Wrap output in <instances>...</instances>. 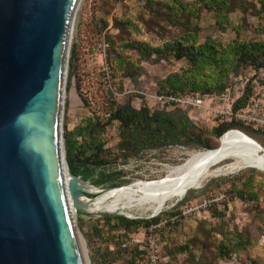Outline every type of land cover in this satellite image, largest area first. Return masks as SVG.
Returning a JSON list of instances; mask_svg holds the SVG:
<instances>
[{"label":"rangeland","instance_id":"1","mask_svg":"<svg viewBox=\"0 0 264 264\" xmlns=\"http://www.w3.org/2000/svg\"><path fill=\"white\" fill-rule=\"evenodd\" d=\"M258 7L257 0H231L229 9L219 15L205 8L201 0H81L74 19L66 78L65 154L68 135L77 143L81 159L91 156L88 143L92 136L88 128L98 119L106 120L114 104L130 101L137 109L144 104L153 111L173 109L156 99L163 89H168L167 78L192 71L191 64L186 59L176 60L169 49L162 55L152 52L143 56L134 49H125L126 44L144 43L151 48H163L185 37L191 42L197 38L199 45L210 42L223 49H229L236 41L264 43ZM73 51L76 59L72 62ZM120 59L126 62L122 69L117 66ZM107 64L113 65L112 81L117 94H113L106 78ZM193 75L200 81L211 76L218 78L214 69ZM221 78L226 84L225 91L211 93L230 90L236 102L234 113L243 112L245 116L239 122L247 125L248 131L264 145V69L238 64L218 80ZM248 94L247 104L236 108ZM185 112L199 128L209 132L221 123L238 121L236 115L221 119ZM234 130L242 131H231ZM207 138L211 146L221 145L222 138L212 135ZM101 140L105 160L112 168L126 172L125 179L131 182L126 186L161 180L192 154L206 151L169 147L160 152H145L140 159L124 166L117 161L118 124L107 128ZM83 147L89 148L85 155L80 153ZM85 182L93 185L92 181ZM188 194L182 200L170 202L159 215L129 211L124 217L133 220L165 215L159 225L153 229L140 228L133 237L119 235L115 222L106 219L119 215H91L84 208L75 211L78 235L85 242L87 264H129L133 257L131 249L137 246L146 253L138 264L145 263L151 234L158 240L162 264H264V173L247 168L220 174ZM187 197L189 201L182 205ZM177 209L182 213L176 217L168 215ZM222 244L229 246L230 254L221 249Z\"/></svg>","mask_w":264,"mask_h":264},{"label":"water","instance_id":"2","mask_svg":"<svg viewBox=\"0 0 264 264\" xmlns=\"http://www.w3.org/2000/svg\"><path fill=\"white\" fill-rule=\"evenodd\" d=\"M80 2L0 0V264H87L73 213L83 191L63 172Z\"/></svg>","mask_w":264,"mask_h":264},{"label":"trees","instance_id":"3","mask_svg":"<svg viewBox=\"0 0 264 264\" xmlns=\"http://www.w3.org/2000/svg\"><path fill=\"white\" fill-rule=\"evenodd\" d=\"M257 2L259 4L257 13L262 21L260 31L264 32V0H257ZM201 3H203L205 8L222 15L229 9L231 0H201ZM116 22L118 23V20ZM124 48L134 49L143 56L151 55L152 52L162 55L166 49H169L176 60H188L192 71H187L181 75L173 74L169 76L165 81L168 89H163V94L197 91L204 93L224 92L226 84L223 83L222 78L219 80L218 78L223 75L227 76L228 72L238 66V64L264 69V43L259 42L236 41L229 49H223L219 48L217 44L210 42L199 45L197 38L191 42L189 37H185L184 40L168 43L163 48H151L144 43H128ZM75 59L76 54L73 51L71 61L73 62ZM125 64L126 62L122 59L117 62V66L120 69ZM110 67L113 70L112 64H110ZM207 69L217 71L218 78L211 76L209 80L200 81L198 76L193 75L194 72L201 73ZM249 97L250 95L248 94L240 100L236 108L245 106ZM116 123L118 124V135L120 138V142L117 145V161H119V165L124 166L133 160L140 159L145 152H160L169 147H185L196 151L216 149L220 145L211 146L207 136L212 135L217 139H221L226 135L225 133L233 129L242 131L234 130L231 132H239L259 141L253 133L248 131L247 125L236 120L221 123L214 127L212 132H209L204 128H199L188 113L178 107L170 110L153 111L147 104H144L139 109L135 108L130 101L124 104H114L106 120L98 119L96 123L91 124L88 128V132L92 136L91 141L88 143L92 154L87 159H81L78 156L79 147L77 143L72 141L68 135L66 136V159L72 174L81 176L84 181H92V184L98 188L113 189L131 184L129 180L125 179L126 172L124 170L112 168L111 163L103 157L105 146L102 143L101 135L107 128ZM261 145L263 144L261 143ZM89 148L83 147L80 153L85 155ZM259 172L264 173L262 171ZM188 201L189 197L184 200L182 205ZM181 213L182 211L180 212L177 209L168 215L176 217ZM164 216H158L150 220H133L119 215L107 217L106 219L115 222L119 235L126 238L131 235L133 237L140 228L150 229L159 225ZM221 249L226 254H230L228 245L222 244ZM131 250L133 257L130 259L129 264H138V261L146 253L144 250L139 249L138 246Z\"/></svg>","mask_w":264,"mask_h":264},{"label":"bare ground","instance_id":"4","mask_svg":"<svg viewBox=\"0 0 264 264\" xmlns=\"http://www.w3.org/2000/svg\"><path fill=\"white\" fill-rule=\"evenodd\" d=\"M220 144L216 149L192 154L185 163L172 168L161 180L123 186L113 191H103L88 182L75 179L65 161L63 172L67 182L75 181L76 186L83 191L77 204L88 214L126 216L129 211L139 210L159 215L170 202L184 199L190 191L203 188L206 182L220 174L247 168L264 172V146L257 140L242 133L229 132ZM229 160L232 162L224 165ZM80 242L85 254V242Z\"/></svg>","mask_w":264,"mask_h":264},{"label":"built area","instance_id":"5","mask_svg":"<svg viewBox=\"0 0 264 264\" xmlns=\"http://www.w3.org/2000/svg\"><path fill=\"white\" fill-rule=\"evenodd\" d=\"M105 75L111 91L113 94H117L116 87L112 81L113 71L108 64L105 67ZM156 100L163 106L178 107L192 114L200 115L201 117L210 115L223 119L227 118V116L236 115L238 121L245 119L243 112L234 113L233 104L236 102L235 99L232 98L230 90H227V92L223 94L211 92L164 93L159 95ZM252 121L257 120L252 118ZM152 229L151 232L153 231ZM147 251V261L145 263L141 262L140 264H162L161 258L158 255V240L152 234L148 238Z\"/></svg>","mask_w":264,"mask_h":264}]
</instances>
